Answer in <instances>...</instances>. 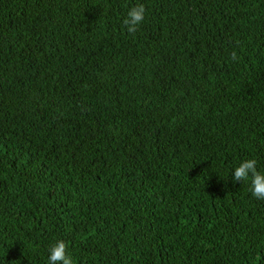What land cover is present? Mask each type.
I'll list each match as a JSON object with an SVG mask.
<instances>
[{"label":"trees","instance_id":"trees-1","mask_svg":"<svg viewBox=\"0 0 264 264\" xmlns=\"http://www.w3.org/2000/svg\"><path fill=\"white\" fill-rule=\"evenodd\" d=\"M253 158L264 0H0V264H264Z\"/></svg>","mask_w":264,"mask_h":264},{"label":"clouds","instance_id":"clouds-1","mask_svg":"<svg viewBox=\"0 0 264 264\" xmlns=\"http://www.w3.org/2000/svg\"><path fill=\"white\" fill-rule=\"evenodd\" d=\"M145 11L143 4L132 6L127 11L122 23L129 34L134 35L136 33L138 26L144 20ZM231 59L234 61L239 59L235 51L232 52ZM249 178H251L252 195L259 200H264V173L257 170V160L254 158L241 162L233 172L234 182H244L249 180ZM68 247V243L64 240H57L49 248L48 264H74Z\"/></svg>","mask_w":264,"mask_h":264}]
</instances>
